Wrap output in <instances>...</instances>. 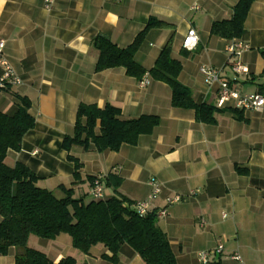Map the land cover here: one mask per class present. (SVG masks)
Wrapping results in <instances>:
<instances>
[{"label":"crops","instance_id":"1","mask_svg":"<svg viewBox=\"0 0 264 264\" xmlns=\"http://www.w3.org/2000/svg\"><path fill=\"white\" fill-rule=\"evenodd\" d=\"M238 1L55 0L46 9L44 0H0L4 58L22 80L0 90V112L12 115L20 105L18 97H24L35 121L20 149L7 151L6 164L22 163L39 177V186L57 196H62L58 187L64 186L85 201L92 198L91 179L96 176L103 177L104 198L122 195L132 203L148 197L153 179L161 192L149 210L166 208L157 224L177 264H201L198 252L219 244L221 264H264V110L234 113L228 104L215 108V123H202L193 109L171 105L166 83L151 79L140 87L122 67L96 70L98 38L125 48L153 18L168 26L148 30L135 53L146 73L171 39V57L181 64L178 81L196 104L215 107L216 100V86L204 83L201 65L216 68L241 94L264 96V0H252L237 39L249 46L238 57L247 73L234 74L230 68L234 59L226 48L232 39L211 34L214 22L232 18ZM190 28L199 41L188 51L182 42ZM80 104L99 109L112 105L122 119L154 115L159 124L136 145L123 144L118 151L99 152L93 145H73L66 151L61 144L73 133ZM109 175L120 180L116 189L106 185ZM176 195L181 201L167 205L165 198ZM35 237H28V244H36L30 248L54 263L71 256L76 264H144L125 244L112 260L102 244L87 254L77 250L66 233L53 239ZM16 253L12 247L0 255V264H13ZM233 253L240 255V263L230 259Z\"/></svg>","mask_w":264,"mask_h":264},{"label":"trees","instance_id":"2","mask_svg":"<svg viewBox=\"0 0 264 264\" xmlns=\"http://www.w3.org/2000/svg\"><path fill=\"white\" fill-rule=\"evenodd\" d=\"M251 3L252 0H239L233 7L232 18L214 22L211 34L239 39ZM165 26H168L165 22L149 19L144 29L125 48L98 38L96 70L122 67L128 76L140 80L146 71L136 63L135 53L148 30ZM171 46L169 39L147 73L152 80L170 87L173 107L193 109L199 122L215 123V107L196 104L189 90L178 81L181 64L171 57ZM18 98L20 105L12 115L0 112V255L8 254L15 247L17 253L13 264H76L71 256L54 263L44 253L27 245L30 235L53 239L66 233L73 247L86 254L94 245L102 244L112 252L114 260L125 244L138 254L144 264H177L168 237L157 224L156 212L140 215L133 208L134 203L122 195L85 201V196H75L73 189L59 186L62 196H57L39 186V177L24 164H6L7 151L19 150L24 135L35 125L28 112L29 100ZM233 112L238 113L239 110L233 109ZM158 124L159 118L154 115L122 119L120 109L112 105L99 109L94 105L80 104L73 133L63 138L61 146L66 151L73 145L85 148L93 145L99 152L118 151L123 144L136 145L141 135L150 134ZM69 158L72 159L71 156ZM75 168L76 171L80 168L78 162ZM76 171L74 177L78 175ZM119 184L120 180L112 175L106 179V185L115 189Z\"/></svg>","mask_w":264,"mask_h":264},{"label":"built area","instance_id":"3","mask_svg":"<svg viewBox=\"0 0 264 264\" xmlns=\"http://www.w3.org/2000/svg\"><path fill=\"white\" fill-rule=\"evenodd\" d=\"M120 1V0H118ZM55 0H44V6L46 9H50L54 4ZM199 38L196 31L193 28H190L186 35L184 36L182 47L188 51L194 50L198 44ZM249 49L247 44L243 42L232 39L230 44L227 46L226 51L230 55V58L234 60L230 64V68L234 74H244L248 72L246 66H244L239 60L238 57L246 50ZM4 41L0 40V90H8L11 87L20 85L22 80L16 74L14 69L8 64L4 58ZM199 72L203 78L204 83L207 86H216V100L215 108L223 109L231 104L233 108L239 111L255 110L261 111L264 110V96L261 93H251V94H241L236 87H233L229 81L221 78L220 72L210 66V65H201ZM151 78L148 73H145L142 78L139 80L140 87H146L150 84ZM150 184L153 187L152 192L148 197L140 202L133 204L135 211L144 215L147 212H150L149 206L150 203L159 195L161 188L159 183L155 180H151ZM104 180L102 176H96L92 180L90 195L94 200H100L104 198ZM167 205H172L181 201V197L176 195L173 197L165 198ZM166 208L161 209L156 212L157 218L166 216ZM225 216V214H223ZM201 225H205V221L201 220ZM223 251V245L219 244L215 248L210 250L200 251L197 254L198 260L201 264H208L210 262L219 263L220 255ZM230 259L235 263H240L241 258L238 253H233L230 256Z\"/></svg>","mask_w":264,"mask_h":264},{"label":"rangeland","instance_id":"4","mask_svg":"<svg viewBox=\"0 0 264 264\" xmlns=\"http://www.w3.org/2000/svg\"><path fill=\"white\" fill-rule=\"evenodd\" d=\"M33 236L35 237V235H33ZM27 245H28V247H34V248L36 247V244L35 243H32V242H30V244L27 243Z\"/></svg>","mask_w":264,"mask_h":264}]
</instances>
